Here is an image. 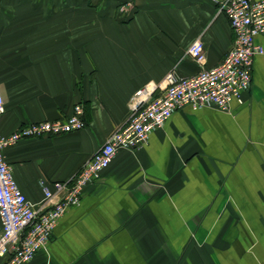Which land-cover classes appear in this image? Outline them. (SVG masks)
Listing matches in <instances>:
<instances>
[{
	"label": "crops",
	"instance_id": "obj_1",
	"mask_svg": "<svg viewBox=\"0 0 264 264\" xmlns=\"http://www.w3.org/2000/svg\"><path fill=\"white\" fill-rule=\"evenodd\" d=\"M198 37L208 67L233 47L217 0H0V133L65 118L77 103L87 121L4 149L30 202L129 121L139 89L172 68L195 74ZM30 264H264V54L243 103L184 106L143 147L120 149Z\"/></svg>",
	"mask_w": 264,
	"mask_h": 264
},
{
	"label": "built area",
	"instance_id": "obj_2",
	"mask_svg": "<svg viewBox=\"0 0 264 264\" xmlns=\"http://www.w3.org/2000/svg\"><path fill=\"white\" fill-rule=\"evenodd\" d=\"M234 32V45L216 66H207L202 38L190 45L189 55L199 65L190 76L172 68L160 84L139 89L131 98L129 121L110 134L100 149L70 179L41 181L43 202H30L18 185L13 166L5 159L4 149L21 139L60 135L86 127L82 103L73 107L65 118L25 124L10 134L0 133V256L4 264H30L38 251L47 248L53 232L67 209L78 204L84 190L99 181L120 149L138 150L157 128L184 106L216 107L229 111L234 100L244 101L253 83L256 56L264 54L258 37L264 34V0H217ZM5 99L0 89V116Z\"/></svg>",
	"mask_w": 264,
	"mask_h": 264
}]
</instances>
